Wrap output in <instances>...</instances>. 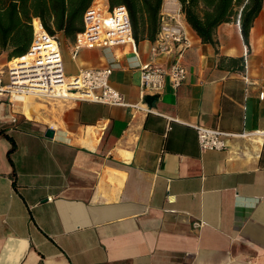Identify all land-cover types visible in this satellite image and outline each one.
I'll use <instances>...</instances> for the list:
<instances>
[{
    "label": "crops",
    "instance_id": "obj_1",
    "mask_svg": "<svg viewBox=\"0 0 264 264\" xmlns=\"http://www.w3.org/2000/svg\"><path fill=\"white\" fill-rule=\"evenodd\" d=\"M182 20L191 47L177 88L166 76L144 90L139 66L175 58L148 39L75 58L58 34L69 76L112 67L134 106L0 100V264H264V5L248 44L239 20L215 43ZM196 125L229 133L226 148L201 150Z\"/></svg>",
    "mask_w": 264,
    "mask_h": 264
},
{
    "label": "built area",
    "instance_id": "obj_2",
    "mask_svg": "<svg viewBox=\"0 0 264 264\" xmlns=\"http://www.w3.org/2000/svg\"><path fill=\"white\" fill-rule=\"evenodd\" d=\"M172 2L174 0H164L161 29L153 42L152 52L174 53L175 58L169 68L152 62L139 66L144 90L161 89L166 76H169L176 88L187 78V70L182 59L191 47V41L182 20L184 15L182 6L171 11L168 5ZM83 21V30L77 33L74 41L75 58L82 48L109 47L128 42L135 46L131 18L124 5L111 7L105 0H94L86 10ZM33 27L34 37L28 52L12 59L7 65L0 66V100L7 96L13 103L19 101L18 97L35 95L90 100L111 105H133L128 103L125 95L111 84L112 67L81 68L76 75H67L58 37L48 33L38 18L33 19ZM70 77L72 79L69 80ZM61 93L62 96H59ZM260 98L264 100V90L260 93ZM195 128L201 150L226 148L225 138L229 133L202 125H196Z\"/></svg>",
    "mask_w": 264,
    "mask_h": 264
},
{
    "label": "trees",
    "instance_id": "obj_3",
    "mask_svg": "<svg viewBox=\"0 0 264 264\" xmlns=\"http://www.w3.org/2000/svg\"><path fill=\"white\" fill-rule=\"evenodd\" d=\"M94 0H0V53L8 61L25 55L33 41V19L41 20L53 36L64 35L75 40L83 30L84 14ZM111 7L126 6L136 42H154L161 29V10L164 0H108ZM188 24L204 43L216 42V30L225 22L239 20L245 42L264 0H179ZM16 149L15 140L10 137Z\"/></svg>",
    "mask_w": 264,
    "mask_h": 264
},
{
    "label": "rangeland",
    "instance_id": "obj_4",
    "mask_svg": "<svg viewBox=\"0 0 264 264\" xmlns=\"http://www.w3.org/2000/svg\"><path fill=\"white\" fill-rule=\"evenodd\" d=\"M61 52H62L64 64H65L66 74L68 75V73L70 72H75L76 66L72 58L71 50L69 46L63 42L61 43ZM7 81H8V75L5 76V82ZM43 98H48V97H43ZM50 99H57L59 101H68V99H62V98H50Z\"/></svg>",
    "mask_w": 264,
    "mask_h": 264
},
{
    "label": "water",
    "instance_id": "obj_5",
    "mask_svg": "<svg viewBox=\"0 0 264 264\" xmlns=\"http://www.w3.org/2000/svg\"><path fill=\"white\" fill-rule=\"evenodd\" d=\"M54 135V131L52 129H47L46 136L52 137Z\"/></svg>",
    "mask_w": 264,
    "mask_h": 264
},
{
    "label": "bare ground",
    "instance_id": "obj_6",
    "mask_svg": "<svg viewBox=\"0 0 264 264\" xmlns=\"http://www.w3.org/2000/svg\"><path fill=\"white\" fill-rule=\"evenodd\" d=\"M70 79H72V77H70V78H69V80H70ZM64 90H66V88H65V89H63V91H64ZM61 91H62V90H60V92H61ZM28 96H33V97H36L35 95H28ZM59 96H62V93H61Z\"/></svg>",
    "mask_w": 264,
    "mask_h": 264
}]
</instances>
